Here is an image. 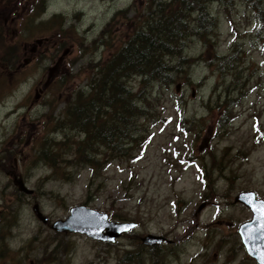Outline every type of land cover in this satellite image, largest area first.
Here are the masks:
<instances>
[{
    "label": "rangeland",
    "instance_id": "374dc122",
    "mask_svg": "<svg viewBox=\"0 0 264 264\" xmlns=\"http://www.w3.org/2000/svg\"><path fill=\"white\" fill-rule=\"evenodd\" d=\"M149 1L0 0V264H256L237 233L251 213L234 202L243 192L264 200V21L245 0L210 2L216 29L204 45L190 38L182 55L196 65L170 86L149 84L152 117L139 122L138 148L98 145L92 166L74 155L86 136L70 103L143 23ZM44 38L59 51L47 43L33 59L30 47ZM229 58L233 66L222 67ZM140 83L133 77L128 87ZM119 147L127 155L110 158ZM14 178L33 195L18 192ZM77 206L137 227L114 243L50 228ZM149 233L172 242L152 251L140 242Z\"/></svg>",
    "mask_w": 264,
    "mask_h": 264
},
{
    "label": "trees",
    "instance_id": "16d2710c",
    "mask_svg": "<svg viewBox=\"0 0 264 264\" xmlns=\"http://www.w3.org/2000/svg\"><path fill=\"white\" fill-rule=\"evenodd\" d=\"M229 1L232 0L147 2L145 5L147 16L143 23L140 26L137 24L133 26L125 45L106 62L99 74H95L92 83H89V92L84 93V96L79 92L70 103L72 123L77 125L80 133L86 136L85 140L77 143L74 155H80L84 159L82 162L92 166L98 145L114 143L121 147V142H124L130 146L127 150L133 152L138 148L141 141L140 134L145 133L139 129V122L144 117L146 119L152 117L145 112L149 98L146 89L149 88V84L157 82L170 86L182 69L191 70L197 61L182 56L187 42L197 37L204 45L206 39L216 29L207 5L210 2L227 5ZM245 2L255 14L256 21H264L261 0L260 3L257 0H245ZM130 9L131 7H128L118 11L110 23L118 15L125 14ZM110 23L102 36L110 27ZM8 57L13 62L17 60L15 52H9ZM231 60L232 58L224 60L221 66L229 68ZM133 77L141 80V89L136 92H132L128 87ZM99 114L103 117H100V120ZM150 123H155V120H151ZM120 147L117 154L110 158L116 159L127 155ZM108 150L111 152V149ZM39 155H42L47 164L55 163L52 154L42 152ZM128 156L132 157V153ZM118 220L125 219L118 218ZM160 248L149 249L157 251Z\"/></svg>",
    "mask_w": 264,
    "mask_h": 264
},
{
    "label": "water",
    "instance_id": "95a60500",
    "mask_svg": "<svg viewBox=\"0 0 264 264\" xmlns=\"http://www.w3.org/2000/svg\"><path fill=\"white\" fill-rule=\"evenodd\" d=\"M38 98L36 95L35 100ZM13 184L20 193L26 196L33 194V190L27 188L22 179L14 178ZM234 202L245 205L253 214L250 221L239 227L238 233L247 254L255 259L258 264H264V235H262L264 229L261 228V225L264 224V215H261L260 211L264 208V201L256 200L255 195L251 192H245L238 194L234 198ZM31 210L42 224H48V220L41 213L38 204H34ZM135 226V223L109 221L106 214L78 206L70 209L69 216L65 220L53 222L50 228L56 233H80L96 241L112 243L121 234L128 232ZM121 227H127L128 230L122 232L120 231ZM140 242L144 246H159L170 241L161 236L148 234L140 238Z\"/></svg>",
    "mask_w": 264,
    "mask_h": 264
},
{
    "label": "flooded vegetation",
    "instance_id": "af4514ba",
    "mask_svg": "<svg viewBox=\"0 0 264 264\" xmlns=\"http://www.w3.org/2000/svg\"><path fill=\"white\" fill-rule=\"evenodd\" d=\"M47 43H51L50 45H52V47L56 48V52L59 51V46L57 45V43H58L57 41H52V40H47V39L37 40L36 44H34L33 46L30 47V53H31V56H33V59L36 58L39 55V53L41 52L39 49L43 46L45 47ZM27 48H28L27 44L22 46L23 51H26ZM46 50L49 51L50 48H47ZM68 53H69L68 51L67 52L64 51V54L62 56H60V60H64V57L66 55H68Z\"/></svg>",
    "mask_w": 264,
    "mask_h": 264
},
{
    "label": "snow or ice",
    "instance_id": "6c2138e0",
    "mask_svg": "<svg viewBox=\"0 0 264 264\" xmlns=\"http://www.w3.org/2000/svg\"><path fill=\"white\" fill-rule=\"evenodd\" d=\"M260 211H261V215H264V208H262ZM261 228L264 229V224L261 225ZM127 230H128L127 227H121L120 228V231H122V232L127 231ZM262 235H264V233H262Z\"/></svg>",
    "mask_w": 264,
    "mask_h": 264
}]
</instances>
